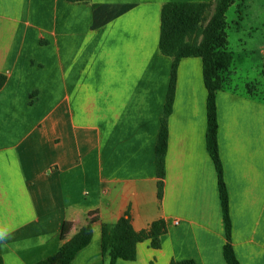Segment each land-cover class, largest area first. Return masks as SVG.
Masks as SVG:
<instances>
[{
    "label": "crops",
    "instance_id": "1",
    "mask_svg": "<svg viewBox=\"0 0 264 264\" xmlns=\"http://www.w3.org/2000/svg\"><path fill=\"white\" fill-rule=\"evenodd\" d=\"M210 1L0 0L4 264L55 255L64 223L72 238L92 212V242L73 264H105L102 227L127 213L135 231L164 219L167 233L161 249L145 241L135 261L117 264H227L200 58L178 66L162 201L156 169L173 65L159 47L162 8ZM231 73L217 108L232 243L241 264H264V93L232 86Z\"/></svg>",
    "mask_w": 264,
    "mask_h": 264
},
{
    "label": "trees",
    "instance_id": "2",
    "mask_svg": "<svg viewBox=\"0 0 264 264\" xmlns=\"http://www.w3.org/2000/svg\"><path fill=\"white\" fill-rule=\"evenodd\" d=\"M74 4H89L91 0H67ZM236 0H212L210 2H170L164 4L161 14V35L159 47L161 53L173 59L172 78L166 106L161 122L156 147V169L158 176V198L162 201L166 178V158L169 146V118L173 112L177 70L181 60L200 58L203 62V77L208 92L207 97V148L218 175L219 193L225 225L227 242L224 257L227 264H241L233 243V224L230 213V201L224 178L223 163L219 150V122L217 94L225 87L224 74L231 70L233 57L228 51L227 13ZM125 7L122 10H126ZM96 11V7H95ZM121 9L115 13L117 16ZM102 25L95 23V28ZM7 76L0 73V91L7 83ZM99 220L98 213L88 215L87 224L72 238H68V225L64 223L61 232L62 245L58 252L36 264H73L76 256L87 248L93 239L94 224ZM167 233L164 219L151 224L147 230L135 231L129 213L114 226L102 227V252L105 264H117L118 261L132 262L137 258L140 243L150 241L151 248L162 247V237ZM0 264H4L0 256ZM170 264H196L194 260L176 261Z\"/></svg>",
    "mask_w": 264,
    "mask_h": 264
},
{
    "label": "rangeland",
    "instance_id": "3",
    "mask_svg": "<svg viewBox=\"0 0 264 264\" xmlns=\"http://www.w3.org/2000/svg\"><path fill=\"white\" fill-rule=\"evenodd\" d=\"M228 51L233 57L231 85L264 93V0H236L227 13ZM260 94V95H261Z\"/></svg>",
    "mask_w": 264,
    "mask_h": 264
},
{
    "label": "clouds",
    "instance_id": "4",
    "mask_svg": "<svg viewBox=\"0 0 264 264\" xmlns=\"http://www.w3.org/2000/svg\"><path fill=\"white\" fill-rule=\"evenodd\" d=\"M3 235V233H0V236H2Z\"/></svg>",
    "mask_w": 264,
    "mask_h": 264
},
{
    "label": "built area",
    "instance_id": "5",
    "mask_svg": "<svg viewBox=\"0 0 264 264\" xmlns=\"http://www.w3.org/2000/svg\"><path fill=\"white\" fill-rule=\"evenodd\" d=\"M178 224V222H176Z\"/></svg>",
    "mask_w": 264,
    "mask_h": 264
}]
</instances>
